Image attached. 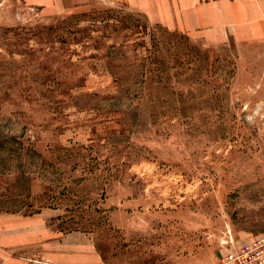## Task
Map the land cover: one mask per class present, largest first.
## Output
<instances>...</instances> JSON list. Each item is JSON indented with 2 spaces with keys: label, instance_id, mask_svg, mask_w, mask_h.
Returning a JSON list of instances; mask_svg holds the SVG:
<instances>
[{
  "label": "rangeland",
  "instance_id": "obj_1",
  "mask_svg": "<svg viewBox=\"0 0 264 264\" xmlns=\"http://www.w3.org/2000/svg\"><path fill=\"white\" fill-rule=\"evenodd\" d=\"M134 1L0 0V264H218L264 233V0L191 26Z\"/></svg>",
  "mask_w": 264,
  "mask_h": 264
},
{
  "label": "crops",
  "instance_id": "obj_2",
  "mask_svg": "<svg viewBox=\"0 0 264 264\" xmlns=\"http://www.w3.org/2000/svg\"><path fill=\"white\" fill-rule=\"evenodd\" d=\"M161 1L162 0H140L139 2L134 1V3L135 8L137 7L139 10H144L150 17L153 16L152 18L161 21V23L165 25L172 24L169 16H173L174 11L179 14V18L182 20L181 24L190 26L193 25L194 22L189 21V19H195V21H197L201 18H206L207 20L211 18L210 15L212 13L210 12V14H207L205 7L197 4L201 2L200 0H180V2H186V4L180 6L176 5L175 8H170V5L167 4L169 1L166 2V0H164V3Z\"/></svg>",
  "mask_w": 264,
  "mask_h": 264
},
{
  "label": "built area",
  "instance_id": "obj_3",
  "mask_svg": "<svg viewBox=\"0 0 264 264\" xmlns=\"http://www.w3.org/2000/svg\"><path fill=\"white\" fill-rule=\"evenodd\" d=\"M218 264H264V233L227 252Z\"/></svg>",
  "mask_w": 264,
  "mask_h": 264
},
{
  "label": "trees",
  "instance_id": "obj_4",
  "mask_svg": "<svg viewBox=\"0 0 264 264\" xmlns=\"http://www.w3.org/2000/svg\"><path fill=\"white\" fill-rule=\"evenodd\" d=\"M0 137L2 138V139H0V151L1 152H7L10 144L11 145L19 144L17 137H15L13 135H6L3 132V129H0ZM12 150H10V152H12ZM26 155L28 157L29 162L32 164L33 167L39 166V163L42 159V156L38 152H36L32 149H28Z\"/></svg>",
  "mask_w": 264,
  "mask_h": 264
}]
</instances>
